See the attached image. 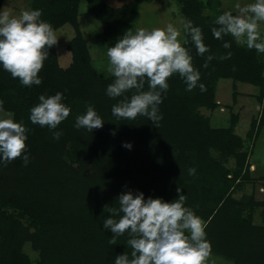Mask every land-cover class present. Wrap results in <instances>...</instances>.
<instances>
[{
	"label": "trees",
	"instance_id": "16d2710c",
	"mask_svg": "<svg viewBox=\"0 0 264 264\" xmlns=\"http://www.w3.org/2000/svg\"><path fill=\"white\" fill-rule=\"evenodd\" d=\"M108 1L88 0L86 9L102 22L100 36L106 48L132 29L139 5L147 0L121 6ZM177 1L183 17L201 28L210 48L200 56L191 42L185 45L206 91L199 87L187 91L180 76L173 75L159 105L163 119L158 128L146 117L120 120L112 115L111 108L120 98L106 95L113 77L100 72L92 58L79 22L81 0L30 1V10H41V19L55 30L73 25L75 35L68 44L72 63L62 66L54 45L39 73L42 83L31 87L0 65V101L15 122L29 129L25 154L30 156L27 166L22 158L7 166L0 163V264H114L117 255L131 250L127 236L109 244L112 233L103 228L109 215L105 206L118 207L117 198L128 191L172 202L178 198L177 188L186 196L185 206L207 223L211 253L234 264H264V221L254 222L257 207L263 208L264 219V199L257 200L255 193L234 196L244 183L258 181L251 177L248 160L264 126V57L230 35L222 40L213 36L219 15L236 14L221 0ZM2 5L0 0V9ZM225 42L231 47L225 49ZM229 51L231 58L221 60ZM209 54L215 58L204 67ZM219 78H231L235 86L244 82L260 87L262 114L252 119L246 140L235 131L239 113H232L229 126L223 127L213 125L202 111L219 106L214 85ZM57 92L71 108L69 117L55 130L32 124L30 109L39 103V96ZM88 105L104 121L92 132L74 126ZM53 131H62L59 140L53 138ZM230 156L236 159L233 171L226 165ZM191 168L194 175H189ZM26 242L39 252L35 261L24 250Z\"/></svg>",
	"mask_w": 264,
	"mask_h": 264
},
{
	"label": "clouds",
	"instance_id": "9594fccd",
	"mask_svg": "<svg viewBox=\"0 0 264 264\" xmlns=\"http://www.w3.org/2000/svg\"><path fill=\"white\" fill-rule=\"evenodd\" d=\"M235 9V15L226 11L216 18L217 27L211 29L213 36L222 40L230 35L238 44L264 55V0H254L244 6L237 2ZM41 16L42 11L38 9L24 10L19 16L0 12V65L26 87L42 83L39 73L49 58V49L58 42L55 29ZM189 42L195 46L197 55L210 52L201 28L191 20L178 18L163 28H137L134 32L129 29L114 46L108 47L107 71L113 82L107 86L106 95L120 98L111 108L112 115L120 120L146 117L158 128L163 119L159 105L173 75L180 76L187 91L196 87L206 91L190 50L185 46ZM223 47L228 49L231 45L225 42ZM231 56L229 51L220 59ZM214 58L207 55L204 67ZM38 99L39 103L30 109L32 124L55 130L69 117L71 108L63 103V93L40 95ZM11 117L12 113L0 101V163L7 166L22 158L27 166L29 129ZM103 125V119L88 105L86 113L76 117L74 126L92 132ZM62 134V131H53V138L59 140ZM124 147L130 149L131 144ZM194 174L195 169H189V175ZM177 193L176 200L165 202L160 198L145 199L142 192H122L117 198L118 207L105 206L109 215L103 228L112 233L109 244L116 245L120 237L127 236L126 245L131 250L117 255L114 264H209L211 245L206 238L207 223L185 206L186 196L179 188Z\"/></svg>",
	"mask_w": 264,
	"mask_h": 264
},
{
	"label": "rangeland",
	"instance_id": "374dc122",
	"mask_svg": "<svg viewBox=\"0 0 264 264\" xmlns=\"http://www.w3.org/2000/svg\"><path fill=\"white\" fill-rule=\"evenodd\" d=\"M30 1L31 0H3V5L0 9V12L8 11L12 16H19L22 11L30 10ZM234 1L237 0H224L227 7L224 6L223 3L222 4L225 8L233 11L235 9ZM125 2L128 1L111 0L109 4L112 6H121ZM229 2H234L232 3L234 5L230 7ZM87 4L88 0H81L79 14L80 27L84 37L88 41L92 58L96 63V67H98L102 73H109L107 71V48L105 40L100 36L103 31V24L94 15L87 13ZM244 5L246 4L244 1H242L241 6ZM178 18H183V15L181 14L177 0H147L141 2L139 5V15L133 23L132 30L134 32L137 28H163L169 22L175 23ZM55 31L58 36V42L55 47L57 49L59 61L62 66L67 67L72 63V53L68 49V44L71 38L75 35V29L73 25L66 23ZM214 83L215 87L217 88L216 94L219 106L215 109H203L202 111L209 115L213 125L223 127L229 126L232 113H239L241 118L238 122V127L235 128V131L246 140L247 133L251 127L252 118L254 115H258L260 102L258 97H245L243 94H241V96L239 94L238 97L235 98L234 91L237 89L238 93L254 92L256 94L258 92L260 93V87L244 82H237L235 86L234 81L231 78L215 79ZM244 149L245 148H243V150ZM213 153L218 155V152L213 151ZM255 156L261 158V162H264V128L257 141ZM226 165L233 171L236 168V159L233 156H230L226 162ZM250 170H252L253 174L256 175L252 166L250 167ZM261 183L262 182L260 181L246 182L235 191L234 196L240 199L245 195H252L255 193L257 200H263L264 185L261 186ZM262 209V207H257L254 211L255 223H263L264 219L261 215ZM24 250L29 254L32 260L35 261L39 258V252L32 247L30 242H26L24 244ZM209 264H234V262L225 256L211 253Z\"/></svg>",
	"mask_w": 264,
	"mask_h": 264
},
{
	"label": "crops",
	"instance_id": "0c3cea01",
	"mask_svg": "<svg viewBox=\"0 0 264 264\" xmlns=\"http://www.w3.org/2000/svg\"><path fill=\"white\" fill-rule=\"evenodd\" d=\"M127 1L129 2L130 0H127ZM221 1L224 4V6H226L224 0H221ZM242 1H244L245 4H249V3H252L254 0H247V2H246V0H240V1L237 0V1H234V2H235V4L237 2H239L241 4ZM109 2H111V0ZM234 2H229L230 3V7H232L234 5V4H232ZM235 10L236 9H234L233 12H235L237 14V12H236L237 10L236 11ZM252 85H254V84H252ZM236 91H237V89H236ZM258 93H256V94L254 92H241V93H238V91H237V97H238L239 94H240V96H241V94H243V96H245V97H257ZM261 106L262 105L260 104V107H259L260 109L258 111V115H254L253 118L254 117H258V119L260 118V115L262 114ZM240 118H241V115H240ZM240 118H239V120H240ZM237 127H238V124H237L236 128ZM263 128H264V126L261 128L259 134L257 135V138L255 139V141H254V143L252 145V150L250 152V156H249V160H248V163L250 164V167L252 166V168L254 170V173L256 174V175H254L253 172H252V170H250L251 177L257 179L258 180L257 182H259V181L262 182L263 184L261 183V186L264 185V162H261V158L255 156V150H256V147H257V141H258L259 137L261 136V133L263 131Z\"/></svg>",
	"mask_w": 264,
	"mask_h": 264
}]
</instances>
